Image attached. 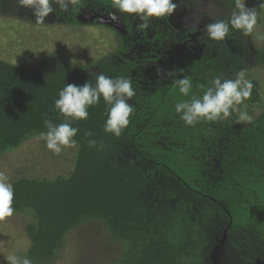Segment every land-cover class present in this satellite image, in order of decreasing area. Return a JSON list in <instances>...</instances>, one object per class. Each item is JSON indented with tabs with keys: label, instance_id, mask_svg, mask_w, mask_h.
Masks as SVG:
<instances>
[{
	"label": "trees",
	"instance_id": "16d2710c",
	"mask_svg": "<svg viewBox=\"0 0 264 264\" xmlns=\"http://www.w3.org/2000/svg\"><path fill=\"white\" fill-rule=\"evenodd\" d=\"M194 1L174 0L173 15L151 18L147 27L120 13L113 0H79L67 12L54 4L45 24L79 25L90 13L94 24L118 36L116 51L92 71L59 55L30 66L0 61V159L46 132L45 119L65 122L54 102L66 84H95L103 72L130 77L136 91L131 123L118 138L104 131L102 97L87 120L72 122L79 149L68 176L12 183L14 214L32 221L24 255L32 264L53 263L67 235L92 221L123 244L111 264H264V83L248 74L251 67L264 71V49L254 47V33L230 28L224 41L207 36L208 24L230 19L235 0H217L220 13L209 19L204 10L178 21L177 11L184 4L191 10ZM33 12L17 0H0V17L35 22ZM112 14L115 24L101 20ZM181 69L193 83L187 97L173 83ZM242 69L254 87L238 108L251 123L237 124V112L225 121L184 124L176 103L202 96L213 77L233 79ZM89 139L103 142L104 150L90 148Z\"/></svg>",
	"mask_w": 264,
	"mask_h": 264
},
{
	"label": "rangeland",
	"instance_id": "374dc122",
	"mask_svg": "<svg viewBox=\"0 0 264 264\" xmlns=\"http://www.w3.org/2000/svg\"><path fill=\"white\" fill-rule=\"evenodd\" d=\"M261 2L246 0V7L258 12V24L252 34L256 49H264V9L259 8ZM216 6L217 0H195L191 10L184 4L177 11V20H188L195 15L191 13H204V10H207L205 15L209 19L220 13V7ZM82 20L79 25H37L35 22L1 16L0 61L30 66L49 55H59L73 66L92 71L99 61L109 58L116 51L119 38L108 27L94 24L90 13H86ZM101 20L115 24L111 16H104ZM251 68L248 74L264 83L263 69ZM78 149V145L64 148L56 155L46 147L44 140L35 137L19 150L3 155L0 171L9 176L11 183L19 179L66 177L74 169ZM31 222V217L26 214H14L0 220V264H7L5 258L10 254L24 256L28 251L30 241L25 229ZM122 252L123 244L111 239L107 227L102 222L92 221L67 235L63 250L51 264H111ZM215 258L217 261V256Z\"/></svg>",
	"mask_w": 264,
	"mask_h": 264
},
{
	"label": "clouds",
	"instance_id": "9594fccd",
	"mask_svg": "<svg viewBox=\"0 0 264 264\" xmlns=\"http://www.w3.org/2000/svg\"><path fill=\"white\" fill-rule=\"evenodd\" d=\"M79 0H17L20 7L34 9L35 24L44 25L50 14L54 13L53 5H57L63 12H67L71 6L77 5ZM113 6L120 13L138 16L146 23L151 18L161 19L170 17L177 9L174 0H113ZM259 7L264 9V0ZM113 20L117 19L112 14ZM258 24V12L256 9L246 7V0H235V9L230 19L218 20L206 26V33L209 39L224 41L229 35L230 28L240 30L243 35L253 33ZM168 76L175 77V73H168ZM182 78L174 79L173 83L183 96L192 93L193 83L189 76L184 75L180 70ZM211 86L207 87L202 96L192 95L190 100H184L175 104V112L186 126L195 127L202 121L219 122L228 120L234 113H239L236 119L237 124L251 123L252 116L247 111H239L238 106L244 104L252 95L253 83L246 78V71L240 70L235 73V78L213 77ZM136 96L130 77L112 78L100 72L95 75V84L91 81L82 86L66 84L59 92V98L55 100V109L64 117L65 122L54 124L51 120L43 121L47 131L41 132L38 139L46 142V147L56 155H59L64 148H75L78 141L75 139L79 129L72 126L73 121L87 120L90 107L99 103L103 98L107 108V119L104 124V131L115 137H120L122 132L131 123V117L135 111L133 104L129 101ZM91 137L92 132L86 133ZM88 146L97 151H103L105 145L98 143L95 139H89ZM14 187L9 176L0 171V220L12 217L14 208ZM7 264H32L27 256L10 254L6 258Z\"/></svg>",
	"mask_w": 264,
	"mask_h": 264
},
{
	"label": "bare ground",
	"instance_id": "6f19581e",
	"mask_svg": "<svg viewBox=\"0 0 264 264\" xmlns=\"http://www.w3.org/2000/svg\"><path fill=\"white\" fill-rule=\"evenodd\" d=\"M91 5V4H90ZM207 79V78H206ZM53 113V112H52ZM248 147V146H247ZM100 159V158H99ZM101 160V159H100ZM99 162V161H98ZM134 168V167H133ZM74 179V178H73ZM76 180V179H75ZM134 189V188H133ZM89 194V193H88ZM91 196V195H90ZM162 201V200H161ZM234 202V201H233ZM124 205V204H123ZM126 207V206H125Z\"/></svg>",
	"mask_w": 264,
	"mask_h": 264
},
{
	"label": "water",
	"instance_id": "95a60500",
	"mask_svg": "<svg viewBox=\"0 0 264 264\" xmlns=\"http://www.w3.org/2000/svg\"><path fill=\"white\" fill-rule=\"evenodd\" d=\"M217 261H216V258H215V263H216Z\"/></svg>",
	"mask_w": 264,
	"mask_h": 264
}]
</instances>
